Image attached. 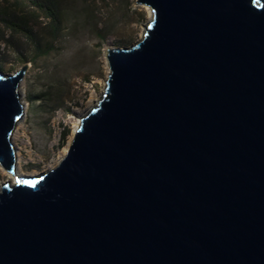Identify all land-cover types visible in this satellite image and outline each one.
<instances>
[{
	"label": "water",
	"instance_id": "water-1",
	"mask_svg": "<svg viewBox=\"0 0 264 264\" xmlns=\"http://www.w3.org/2000/svg\"><path fill=\"white\" fill-rule=\"evenodd\" d=\"M56 165L0 184V264H264V0H136ZM25 65L0 71L14 172Z\"/></svg>",
	"mask_w": 264,
	"mask_h": 264
},
{
	"label": "rangeland",
	"instance_id": "rangeland-1",
	"mask_svg": "<svg viewBox=\"0 0 264 264\" xmlns=\"http://www.w3.org/2000/svg\"><path fill=\"white\" fill-rule=\"evenodd\" d=\"M52 1L0 0V71L26 66L19 81L24 130L16 135V123L10 138L20 159L13 173L0 166L1 184L9 174L23 180L57 164L73 123L96 104L91 96H101L106 50L135 43L151 18L136 0Z\"/></svg>",
	"mask_w": 264,
	"mask_h": 264
},
{
	"label": "bare ground",
	"instance_id": "bare-ground-1",
	"mask_svg": "<svg viewBox=\"0 0 264 264\" xmlns=\"http://www.w3.org/2000/svg\"><path fill=\"white\" fill-rule=\"evenodd\" d=\"M144 8L148 10L149 16H151V11H150V9H149L147 6H144ZM149 19H150V17H149ZM104 81H105V80H104ZM21 91H22V82L18 84V93L20 94ZM98 97H99V96H98ZM98 97H96L95 95H93V96L90 97V101L96 103ZM95 103H94V104H95ZM92 106H94V105H90L89 107H92ZM23 123H24V122H23ZM23 123L21 122V120H20V121H19V120L17 121V129H16V131H15V132H16V135H19V134H18L19 131H23V130H24V124H23ZM78 124H79V117H77V119H76L75 122L73 123V127H74L73 129H75L76 126H77ZM72 134H73V133H71V135L68 137L65 146L60 150V152H59V154H58L59 157H61V156L66 152V149H67V146H68V144H69V142H70V140H71ZM13 149H14V148H13ZM14 154H15V157H16V158L18 157V160H19V159H20V151H19V149H14ZM32 175L34 176V173L28 174L27 177L32 176ZM14 178H15V175H10V174H9V180H11V181H10L11 184L14 182ZM9 180H8V181H9ZM12 180H13V181H12ZM0 184H1V183H0Z\"/></svg>",
	"mask_w": 264,
	"mask_h": 264
},
{
	"label": "trees",
	"instance_id": "trees-1",
	"mask_svg": "<svg viewBox=\"0 0 264 264\" xmlns=\"http://www.w3.org/2000/svg\"><path fill=\"white\" fill-rule=\"evenodd\" d=\"M46 1H47L48 3L46 2V3L43 4V5H42V4H37V6H40V7H41V6L46 7V6L51 5L52 2H53L52 0H46ZM49 3H50V4H49ZM25 22H26V20H24V19H20V21H19V23H20L19 26H21V25L24 26ZM11 26H13V25L11 24Z\"/></svg>",
	"mask_w": 264,
	"mask_h": 264
}]
</instances>
